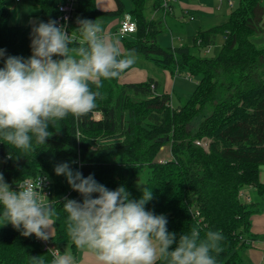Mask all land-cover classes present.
<instances>
[{
	"label": "trees",
	"instance_id": "1",
	"mask_svg": "<svg viewBox=\"0 0 264 264\" xmlns=\"http://www.w3.org/2000/svg\"><path fill=\"white\" fill-rule=\"evenodd\" d=\"M64 1L33 0L36 21L55 20ZM73 2L67 21L72 46L81 39L78 18L98 23L99 18L128 15L136 30L122 38L123 52L134 51L171 74L196 77L195 88L183 104L173 108L170 95L152 78L127 84L102 80L99 88L90 85L99 92L96 108L79 120L69 116L50 126L52 136L46 144H34L33 151L23 152L0 138V173L5 181L11 185L24 178L47 177L48 203L55 210L49 240L61 253L79 250L67 234L63 204L65 198L78 202L82 198L54 171L57 164L69 163L85 177L93 174L110 190L124 186L130 199L139 200L144 187L148 188L154 199L146 210L165 215L169 232L179 238L197 228L203 239L207 231H219L224 239L219 252H212L217 264L241 263L253 238L250 217L256 204L241 201L239 191L254 186L264 193L258 177L264 166V47L257 48L249 40L264 32V0H241L225 22L196 33L191 45L198 50L222 37L214 58L193 55L188 44H159L158 35L167 30V0H114L115 8L109 11L99 10L95 0ZM10 17L6 0H0V49L26 59L31 56V30L26 24H9ZM199 115L202 119L191 127ZM201 139L209 141L207 149L195 144ZM165 144L170 157L159 161ZM139 178L144 179L140 186ZM35 257L52 264L51 254L34 236L24 237L10 224L0 225V264H34Z\"/></svg>",
	"mask_w": 264,
	"mask_h": 264
},
{
	"label": "clouds",
	"instance_id": "2",
	"mask_svg": "<svg viewBox=\"0 0 264 264\" xmlns=\"http://www.w3.org/2000/svg\"><path fill=\"white\" fill-rule=\"evenodd\" d=\"M33 24L30 57L6 55L0 49V138L23 152L46 144L52 136L49 127L58 121L91 113L99 92L90 85L99 88L102 80L119 79L136 61L135 52H123L120 40L96 21L77 19L78 46H72L73 37L58 21ZM54 171L82 198H65L67 234L95 264H157L161 259L167 264H217L212 252H219L222 233L209 230L201 239L200 230L193 228L177 238L168 231L165 215L146 210L154 199L148 188L134 200L124 186L110 190L69 163L57 164ZM46 180L42 175L36 184L16 182L15 191L0 173V225L10 224L24 237L52 238L55 210L46 202ZM50 250L52 264H77L70 252ZM33 261L45 264L39 257Z\"/></svg>",
	"mask_w": 264,
	"mask_h": 264
},
{
	"label": "crops",
	"instance_id": "3",
	"mask_svg": "<svg viewBox=\"0 0 264 264\" xmlns=\"http://www.w3.org/2000/svg\"><path fill=\"white\" fill-rule=\"evenodd\" d=\"M168 5L170 6L169 14L166 15L165 21H166V27L167 30L171 35V43L170 46H176V45H182L184 44L181 42L178 36L179 33L182 31V33L185 30V26L188 25L186 20L195 21L193 22L191 31H192V37H187L183 39H190L191 44L193 37L196 35V33L199 30H204L210 26L217 25L214 22V17L219 14L216 12V10H220L221 6H213L212 2H216L214 0H167ZM177 4V9L174 10V4ZM218 3V2H217ZM96 7L101 11H109L113 10L115 8V2L114 0H95ZM120 18H99L98 23L102 26L104 31L109 34L110 36L117 38L120 40L122 51L123 49V43L122 38H119L116 34V30L118 27ZM174 33V34H173ZM132 34H129L125 37L129 38ZM175 36H177V40L175 41ZM157 40H159L157 38ZM222 41V37H221ZM189 45V44H188ZM32 54V53H31ZM153 73H155L154 78H152L154 81L157 79L159 80V75L152 70H149ZM162 76H164L165 79V86L161 91L166 94H170L169 91H173L172 84L173 79L175 75L177 74H171L168 70L161 69L160 73ZM157 77V78H155ZM148 78V73L145 71L140 70H134L130 68L127 70L122 76L118 79V82L120 84H127V83H137V82H144ZM160 82V81H159ZM158 82V83H159ZM161 87V85H159ZM259 182L264 185V166H260L259 168ZM240 199L243 202H247L244 197H248L249 201L251 203L256 204L255 210L256 212L253 213L250 217V233L253 236L252 240H249L248 247L244 250L243 253V264H246V262H252V263H262L264 264V193L260 194L259 191L254 186H246L243 187L240 191ZM53 235V234H52ZM69 252V250H65ZM64 251V252H65ZM83 253L82 258L84 257V252L78 250L75 254H72L74 257L77 258L78 253ZM78 264V262H77Z\"/></svg>",
	"mask_w": 264,
	"mask_h": 264
},
{
	"label": "rangeland",
	"instance_id": "4",
	"mask_svg": "<svg viewBox=\"0 0 264 264\" xmlns=\"http://www.w3.org/2000/svg\"><path fill=\"white\" fill-rule=\"evenodd\" d=\"M241 0H231L232 2V7H230L226 0H223L220 3L217 2H212L213 6H217L220 5L221 9L220 10H216L217 14L214 17V22L215 24H222L223 22L226 21L228 15L230 14L231 11H233L239 4ZM146 6H148L150 4V1L146 2ZM6 6L9 8L10 12H11V17L9 20V24L11 25H28L31 32H32V28L34 26L33 22L36 21V13L37 10L35 9L34 5H33V0H19V1H15V0H6ZM177 4H174V10L177 9ZM263 7H264V2H263ZM152 17H155V14L151 15ZM186 22L188 23V25L185 26V30L182 33H175V34H179V38L178 40H180L181 42H183L184 44H189L191 45V40L190 39H183V38H187V37H192V31H191V27L193 22L195 23V21H190V20H186ZM174 34V33H173ZM172 33H170L169 31H163L158 35V42L161 46L163 47H167L170 46V39ZM177 40V36H175V41ZM249 40L251 41V43H253L257 48H261L264 47V32L262 33H257L252 35ZM221 36H217L215 44L211 45L207 48H203L198 50V48L193 47L191 45V53L197 57H203V58H214L218 51L220 50V46H221ZM54 59H56V57H54ZM132 69H136V70H142L148 73V78H154L155 73L149 71H155L158 75H159V80L157 79L156 81H160L159 85H161V89H163V87L165 86V79L164 76H162V74H159L161 69L155 65H153L151 62L143 59L142 57L136 55V61L132 67ZM147 78V79H148ZM157 78V77H155ZM146 79V80H147ZM145 80V81H146ZM197 82V78L193 77V76H189L187 75V73L185 72H181L178 73V75L174 77L173 79V84H172V89H174L173 91H169L170 92V104L173 108H176L177 106L183 104L185 102V100L187 99V97L192 93V91L195 88ZM160 89V90H161ZM96 116H100V114H96ZM202 119V116L199 115L197 117H195L192 120V125L191 127H195L200 120ZM160 154L157 157V160H162L163 157L166 156V158L170 157V153H169V145L165 144L161 149H160ZM144 176V175H143ZM143 176L140 175V177L142 178ZM139 178V180L137 181V185L140 186L141 183L143 182V180ZM83 253L79 252L77 255V258L75 257L76 261L78 262V264H95V260L94 257L87 253L84 252V257L82 258ZM74 257V256H73ZM244 262L241 261V263L239 264H243Z\"/></svg>",
	"mask_w": 264,
	"mask_h": 264
},
{
	"label": "built area",
	"instance_id": "5",
	"mask_svg": "<svg viewBox=\"0 0 264 264\" xmlns=\"http://www.w3.org/2000/svg\"><path fill=\"white\" fill-rule=\"evenodd\" d=\"M214 1L220 3L223 0H214ZM226 2H227V4L230 7L232 6L231 0H226ZM73 8H74L73 0H65L58 7L59 15L57 16L55 21H58L60 25L64 26L66 31H67V21L69 20V17L71 15L72 11H73ZM135 30H136V25H135L134 21L128 15H124L119 20L118 27H117V30H116V34H117V36L119 38H123V37H125V36H127L129 34H133L135 32ZM208 142L209 141L207 139H201V140H196L195 144L203 147L204 149H207ZM40 177L41 176H37V177H34V178H24V179L18 181L17 183H20V182H23V181H32L34 184H36ZM17 183H13V184L10 185L12 190H15V191L19 190L18 187H17ZM43 192H44V194L47 196V198L49 200V197H50L51 193H50V182H49L48 179L46 180V182L43 185ZM239 196H240V193H239ZM244 199L247 202L249 201L248 197H244ZM48 200L46 199L47 203H48ZM34 238L42 245V248L44 250H46L47 252H49L51 254V256L53 258V254H52V251L50 249H58V248L55 245H53L50 242V240L42 241V240L37 239L35 236H34ZM246 264H262V263H260V262H258V263L246 262Z\"/></svg>",
	"mask_w": 264,
	"mask_h": 264
}]
</instances>
